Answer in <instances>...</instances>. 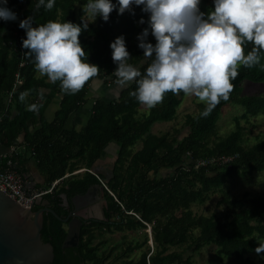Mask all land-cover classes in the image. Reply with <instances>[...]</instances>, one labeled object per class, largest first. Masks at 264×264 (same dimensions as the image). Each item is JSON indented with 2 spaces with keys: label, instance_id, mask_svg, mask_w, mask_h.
<instances>
[{
  "label": "trees",
  "instance_id": "1",
  "mask_svg": "<svg viewBox=\"0 0 264 264\" xmlns=\"http://www.w3.org/2000/svg\"><path fill=\"white\" fill-rule=\"evenodd\" d=\"M37 3L38 0H7L4 5L0 0V6L17 16L16 20L0 19V144L12 147L19 138L24 144L21 153H12L0 162L1 168L15 170L25 179L26 165L32 163L43 176V189L59 179L61 185L57 183L44 196L61 217L58 193L65 192L70 197L84 193L93 184L100 185L106 176L93 167L101 162L107 144L118 145L115 158H110L106 169L111 175L103 188L105 221L83 224L78 243L62 247L65 223L52 213L44 214L41 236L53 246L52 264H105L106 256L99 254L100 245L94 242L97 229L110 232L111 227L122 231L147 226L152 247L145 231L142 241L128 243L126 251L143 244L145 248L136 258L124 259L123 264H193L192 255L210 244L217 247L219 255L234 256L240 264H264V252L257 254L261 263L252 257L260 241H264V190L251 197L244 192L239 198L223 189L228 178H249L255 171L264 170V138L259 134L253 140L249 137L255 126L249 118L264 115V93L245 94L240 85L243 80L264 82V52L260 65L239 69L238 77L232 81L230 99L222 100L208 117L200 115L205 105L197 101L195 110L183 115L181 127L154 133L151 126L155 122L177 119L183 93H167L163 103L151 110L140 105L130 95L136 88L134 83L125 88L116 84L117 65L110 47L123 36L130 53L129 63L144 72L148 62L138 46V36L149 29L147 42L157 43L144 6L133 4L121 15L118 0H112L117 7L109 20L97 16L93 21L84 12L88 0H55L50 11L37 8ZM199 7L207 18L214 11V0H201ZM29 17L33 27L55 21L71 22L83 29L87 23L79 40L87 54L85 62L97 66L99 74L79 93L62 92L59 82L52 83L35 70L34 58L27 55L30 50L22 46L26 30L19 26ZM252 47L247 44L246 53ZM94 80L114 90L118 87V91L106 98L92 97L87 119L79 127L67 128L69 117L88 100ZM21 93H27L24 101L19 99ZM54 97L59 100L58 107L52 119H47L45 112ZM229 102L240 105L242 111L233 117V128L220 133L218 119ZM31 104L39 106L38 112L27 110ZM240 117L245 121L241 122ZM184 129L186 132L182 133ZM221 156L231 159L211 161ZM201 160L207 162L196 167ZM82 168L85 170L75 172ZM217 192L222 196L216 206L221 205L222 210L213 209L209 214L192 210L193 204H202ZM170 247L184 248L177 251Z\"/></svg>",
  "mask_w": 264,
  "mask_h": 264
},
{
  "label": "clouds",
  "instance_id": "2",
  "mask_svg": "<svg viewBox=\"0 0 264 264\" xmlns=\"http://www.w3.org/2000/svg\"><path fill=\"white\" fill-rule=\"evenodd\" d=\"M201 0H118V12L124 14L132 5H143L150 13L149 26L157 43L147 42L149 29L138 36L147 66L142 73L129 63L130 53L123 36L110 47L116 84L125 88L135 84L130 93L136 101L151 110L162 104L167 93L195 97L205 105L200 113L208 117L221 103L228 101L241 67L253 69L261 64L264 52V0H214V11H200ZM7 4V0H3ZM37 8L50 11L55 0H38ZM116 5L112 0H88L84 12L93 21L102 16L108 21ZM0 19L16 20L6 6H0ZM141 23L144 21L141 20ZM26 30L23 48L34 58L35 70L52 83L59 82L62 92L79 93L86 83L98 76L99 68L85 62L87 56L79 37L83 29L71 22L48 21L32 26V18L20 22ZM252 44L250 51H245ZM27 93L19 99L25 100ZM28 111L38 112L31 104ZM264 252V241L255 250Z\"/></svg>",
  "mask_w": 264,
  "mask_h": 264
},
{
  "label": "rangeland",
  "instance_id": "3",
  "mask_svg": "<svg viewBox=\"0 0 264 264\" xmlns=\"http://www.w3.org/2000/svg\"><path fill=\"white\" fill-rule=\"evenodd\" d=\"M150 17V13H148ZM240 85L243 88V92L245 94H252L255 92H263L264 93V82H252L248 80H243ZM100 88L98 92H95V88ZM105 88V85L100 80H94L90 83L88 95H99L102 93V90ZM116 89V88H115ZM182 102L178 107L179 113L177 119L169 123H161L155 122L151 126V131L154 133H158L162 130L171 129L173 126L181 127L183 123V115L188 112H193L196 108V102L198 101L195 97L185 96L184 94L181 96ZM242 111V107L235 103H227L223 106L219 119H218V128L220 133H226L234 126V116H239ZM240 121L244 122L245 120L241 119ZM249 123H254V127L252 128V132L249 135L251 140L254 139V136L259 134L261 139L264 138V115H259L256 117H250ZM186 129V128H185ZM182 130L185 133L186 130ZM181 136V135H180ZM135 147V146H134ZM107 158H111L110 155L106 157V159L101 160L99 164H95L93 167L94 171H102L107 172L108 162ZM28 170L32 171L33 169L28 166ZM101 173V172H100ZM61 185V183H58ZM223 189L231 196L242 197L244 192H248V197H251L256 192H260L264 190V170L263 171H255L249 178H240V177H231L228 178L227 182L224 184ZM222 196L221 192H217L212 195L209 200L202 204H193L191 206L192 210L196 214H209L213 209L222 210V206H216V201ZM102 204H105L102 201ZM110 232H100L99 229L96 231V237L94 239L95 243H98L99 246V254L106 256L103 263L105 264H123L124 259L128 258H136L141 251L145 248V244L141 247L134 249L131 252L126 251L127 244L133 243L135 240L142 241L144 232L146 231L148 236L147 243L152 247V239H151V230L150 226H147L145 229H135L128 230L124 229L122 231L115 230L111 227ZM262 242V241H260ZM184 247H170V250H180ZM126 253V254H125ZM253 259L261 263V256H258L257 253L252 255ZM193 264H240V261L234 256H225L219 255L217 252V247L213 244L206 245L202 247L199 251H196L193 255Z\"/></svg>",
  "mask_w": 264,
  "mask_h": 264
},
{
  "label": "water",
  "instance_id": "4",
  "mask_svg": "<svg viewBox=\"0 0 264 264\" xmlns=\"http://www.w3.org/2000/svg\"><path fill=\"white\" fill-rule=\"evenodd\" d=\"M84 170L85 168L76 172ZM25 187L34 189L29 182L25 183ZM100 187L104 188L103 185ZM96 188L93 185L83 194L74 195L71 198L74 211L64 218L56 214L44 195L37 196L32 205L23 206L0 189V264H52L53 246L41 236L44 213L50 212L66 222V236L62 247L76 245L82 224L79 216L85 218L82 214L84 206L95 200ZM60 197L68 204L66 193H61ZM34 206L38 209L34 210ZM94 218L106 219L100 209L95 210Z\"/></svg>",
  "mask_w": 264,
  "mask_h": 264
},
{
  "label": "crops",
  "instance_id": "5",
  "mask_svg": "<svg viewBox=\"0 0 264 264\" xmlns=\"http://www.w3.org/2000/svg\"><path fill=\"white\" fill-rule=\"evenodd\" d=\"M99 89L100 88L96 87L95 92H98ZM117 91H118V87H116V89L114 90L113 88H109L105 86V88L102 90V93L99 95H88L87 94L88 100L76 112L72 113V115L69 117L67 121V128H71L73 126L79 127V125H81L87 119L91 105L93 103V100L91 99L92 97L100 96L102 98H106L108 97L109 94L112 95L114 92H117ZM58 102L59 100L57 99V97H54L52 99V102L49 104L45 112L47 119H52L54 111L58 107ZM21 141H22L21 138L17 139L16 144H14L12 147H6L0 144L1 161L12 153H15V152L21 153L24 150V144ZM117 148H118V145L115 142H110V144H107V146H105L103 149V152L101 154V159L102 160L106 159L108 155H110L111 157L113 156V158H115ZM109 160L110 158L107 160V162H109ZM28 166H30L33 170L32 171L28 170ZM26 168H27V172L25 175V180L29 182L30 186L32 185L34 189L40 188L41 184L43 183V176L40 174L36 166H34L32 163H28L26 165Z\"/></svg>",
  "mask_w": 264,
  "mask_h": 264
},
{
  "label": "built area",
  "instance_id": "6",
  "mask_svg": "<svg viewBox=\"0 0 264 264\" xmlns=\"http://www.w3.org/2000/svg\"><path fill=\"white\" fill-rule=\"evenodd\" d=\"M231 159V157H217L211 159V161H221L227 162ZM1 162V156H0ZM207 161L201 160L197 162L196 167L200 164H205ZM7 163H10L8 161ZM76 172V171H75ZM66 176V175H65ZM27 181L22 178V176L16 172L15 170L10 169H2L0 166V189L6 192L11 198L18 201L23 206H30L33 204L34 199L39 195H45L48 192H51L54 186L59 182V179L55 180L51 187L48 189L36 188L29 189L25 187V183Z\"/></svg>",
  "mask_w": 264,
  "mask_h": 264
},
{
  "label": "flooded vegetation",
  "instance_id": "7",
  "mask_svg": "<svg viewBox=\"0 0 264 264\" xmlns=\"http://www.w3.org/2000/svg\"><path fill=\"white\" fill-rule=\"evenodd\" d=\"M109 167H111V166H109ZM107 172H102V171H97V172H101L103 175H105L106 176V178H105V180H101V184L100 185H103V186H105V184H104V182L108 179V177L111 175L110 174V172H109V170H106ZM111 171V170H110ZM110 174V175H109ZM65 180H63V182L62 183H65L64 182ZM94 186H97V188H96V190H95V194L94 195H96V198H95V200L92 202V203H88L86 206H84V208H85V210L83 211V215L85 216V218H82V217H80L79 216V218H80V220L82 221V224H81V226L83 225V224H88V223H90V222H93V221H105V220H100V219H96V218H94V213H95V210L96 209H100V210H102L103 211V214H104V207H106V199L104 198V195H103V189L100 187V185H97V184H93ZM93 185H91V186H93ZM61 193H65V192H60V193H58L59 194V196H58V198H56V200H57V204H58V206H59V209H60V211H61V217L62 218H64V217H66L67 215H68V213L69 212H73L74 211V209H73V206H72V202H71V198L74 196V195H76V194H74V195H72V196H70V197H68L67 196V194H66V196H67V201H68V204L65 202V199H63V198H61L60 197V194ZM83 194V193H82ZM52 195V197H54V192L51 194ZM102 201H104V203L105 204H102ZM50 206L52 207V209H53V204H52V202L50 201ZM34 208V210H36V209H38V207L37 206H34L33 207ZM45 213H50V212H45ZM44 213V214H45ZM112 220V219H111ZM110 220V221H111ZM65 223V226H66V222H64ZM81 226H80V228H81ZM67 227V226H66ZM80 231V230H79ZM80 264H82V263H80Z\"/></svg>",
  "mask_w": 264,
  "mask_h": 264
}]
</instances>
